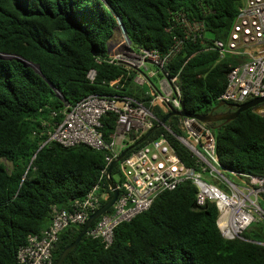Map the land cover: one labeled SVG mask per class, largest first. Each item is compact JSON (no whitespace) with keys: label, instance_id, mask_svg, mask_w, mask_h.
I'll use <instances>...</instances> for the list:
<instances>
[{"label":"trees","instance_id":"obj_1","mask_svg":"<svg viewBox=\"0 0 264 264\" xmlns=\"http://www.w3.org/2000/svg\"><path fill=\"white\" fill-rule=\"evenodd\" d=\"M241 4L242 0H0V53L14 56L0 58V159L9 163L0 161V264H18L19 247L30 234L49 226L53 206L70 210L73 200L84 197L98 180L106 156L112 155L108 149L82 144L42 145L66 104L88 94L129 96L151 112L153 126L173 108L170 102H151L147 86L134 81L135 69L109 62L117 18L134 48L162 56L173 36L183 40L163 71L176 76L185 110L207 115L219 103L227 74L241 57L221 55L206 45L226 40ZM193 22L203 24L201 36L193 38L190 32L185 37L187 24ZM16 57L38 65L40 72ZM90 69L96 73L93 81L87 77ZM155 71L162 76L157 67ZM225 109L220 106L214 113ZM182 118L170 116L145 142L164 134L192 166L196 157L174 136L186 135ZM115 124V113L102 116L106 143L111 142ZM206 126L215 136L221 168L264 174V117L248 108L230 121ZM117 166L111 171L113 181ZM106 182L104 177L109 197ZM195 193L190 181L159 193L147 210L116 226L109 247L85 234L62 264H264V223H250L242 239H226L216 224L215 203L208 200L194 208ZM258 201L264 210L263 193ZM82 225L70 224L59 233L52 264Z\"/></svg>","mask_w":264,"mask_h":264},{"label":"built area","instance_id":"obj_2","mask_svg":"<svg viewBox=\"0 0 264 264\" xmlns=\"http://www.w3.org/2000/svg\"><path fill=\"white\" fill-rule=\"evenodd\" d=\"M202 29L200 22L188 23L185 37L190 32L193 38L201 36ZM173 40L172 46L161 56L155 50L134 48L122 34V38L114 43L113 50L109 46V62L123 63L135 69L134 81L147 86L151 102L166 101L173 108L180 109L181 93L175 83L176 76H168L163 71V64L183 42L176 36ZM206 46L217 49L221 55L241 57L240 63L227 74L226 87L219 100L242 103L264 97V0H242L226 40L216 39ZM148 64H153L162 73L158 87L150 80L156 71L149 74ZM95 74V70L90 69L88 79L93 81ZM252 109L264 117V101ZM107 112L116 114L110 143L105 142L100 129L101 118ZM60 114L61 118L50 124L52 128L47 131V139L42 145L47 142L63 147L82 144L96 150L108 149L112 155L106 156V165L101 169L98 180L84 197L73 200L70 210L53 206L49 226L39 234H30L26 244L19 247L16 255L18 264H52L51 252L59 233L70 224H84L89 214L100 207L102 199L110 197L109 185L106 182L108 197L103 184L108 165L122 149L153 126L154 118L142 103L132 97L98 94H88L73 105L66 104ZM56 115L52 112L53 117ZM181 124L186 135L174 136L196 157L195 165H186L164 134L145 140L117 163L119 180L114 182L118 195L110 208L94 220L86 231L87 235L100 239L104 247H109L118 224L147 210L159 193L173 190L185 181L196 187L197 206L208 200L215 203L218 210L216 224L224 238L242 239L241 234L250 223L256 220L264 223V210L258 201L259 195L264 194V174L224 168L225 173L221 172L211 128L200 124L194 117H183Z\"/></svg>","mask_w":264,"mask_h":264},{"label":"water","instance_id":"obj_3","mask_svg":"<svg viewBox=\"0 0 264 264\" xmlns=\"http://www.w3.org/2000/svg\"><path fill=\"white\" fill-rule=\"evenodd\" d=\"M117 19H118L117 20L118 21L117 29H121L124 32L123 24H122L121 20L119 18H117ZM124 34H125V32H124ZM13 57L14 56L9 55V54H1L0 53V58L10 59V58H13ZM16 58L18 60L22 61L25 65L32 66V67H34L36 69V71L40 72L38 65H35V64L31 63V62H27L24 59H22L21 57H16ZM262 101H264V97H257V98H254L252 100H249V101H246V102H243V103H238V104L237 103H227L225 101H219V103L216 106H214L212 108V110L207 115L188 113L185 110L183 103L181 104L180 109L171 108L170 111L164 117L159 119V121L156 123V125L152 126L137 141H135L134 143H132L129 146L125 147L119 153V155L110 162V164L107 167V171H106V181H107V184L110 187L111 196L109 197V199L107 201H105V203H103L100 207H98L94 212H92L89 215V217L86 219V221L82 225L77 237L61 251V253L58 255V257L56 258V260L54 261L53 264H62L63 260L67 256V254L73 248H75L77 243L86 234V231L92 225L94 220L97 219L102 213L107 211L110 208V206L113 204V202L115 201V199H116V197L118 195V189H117V184L111 180V170L115 166V164L118 163L119 160L122 157H124V155L128 151H130L134 147L138 146L139 144L143 143L156 128H158L160 126H163L167 118H169L170 116H173V115L181 116V117H194L198 122H200V124L201 123L202 124H207V123H210V122L220 121V120L230 121V120L234 119L238 115L239 112H241L243 110H246L248 108H251V107L255 106L256 104H258V103H260ZM223 105H226L229 108L234 107L235 110L228 111V112H219V113H214L213 112L218 107L223 106ZM193 207L197 208L198 206L194 203Z\"/></svg>","mask_w":264,"mask_h":264},{"label":"rangeland","instance_id":"obj_4","mask_svg":"<svg viewBox=\"0 0 264 264\" xmlns=\"http://www.w3.org/2000/svg\"><path fill=\"white\" fill-rule=\"evenodd\" d=\"M122 30L120 29H117L116 32H115V35L114 37L112 38V40L110 41V49L113 50L114 48V43L119 41L121 38H122ZM148 71H149V74L154 72L155 73V66L153 64H148ZM160 77L158 74L154 75V77L152 78V81L153 83L155 84L156 87H158L159 85V81H160ZM0 161H2L3 163L6 164V166H9V163L5 160V159H0ZM221 169V172L225 173V171ZM227 174V173H226ZM228 177H232L230 174H227ZM113 179H115V181H118L119 180V174L117 173V170L115 171V173L113 174Z\"/></svg>","mask_w":264,"mask_h":264},{"label":"clouds","instance_id":"obj_5","mask_svg":"<svg viewBox=\"0 0 264 264\" xmlns=\"http://www.w3.org/2000/svg\"><path fill=\"white\" fill-rule=\"evenodd\" d=\"M239 7H240V6H239ZM238 10H239V8H238ZM237 14H238V13H237ZM236 16H237V15H236ZM235 18H236V17H235ZM234 21H235V20H234ZM120 30H121V29H120ZM122 33L124 34L123 31H122ZM124 35H125V34H124ZM125 36H126V35H125ZM250 100H252V99H250ZM220 101H224V100H220ZM248 101H249V100H248ZM225 102H227V101H225ZM245 102H246V101H245ZM262 102H263V101H262ZM229 103H233V102H229ZM242 103H243V102H242ZM181 104H182V103H181ZM237 104H238V103H237ZM256 105H257V104H256ZM256 105H255V106H256ZM253 107H254V106H253ZM251 108H252V107H251ZM174 109H175V108H174ZM254 112H255V111H254ZM204 125H206V124H204ZM131 144H132V143H131ZM129 145H130V144H129ZM129 145H128V146H129ZM122 150H123V149H122ZM125 155H126V154H125ZM116 164H117V163H116ZM116 164H115V165H116ZM112 169H113V168H112ZM111 171H112V170H111ZM113 182H114V181H113ZM110 196H111V195H110ZM108 199H109V198H108ZM108 199H107V200H108Z\"/></svg>","mask_w":264,"mask_h":264},{"label":"flooded vegetation","instance_id":"obj_6","mask_svg":"<svg viewBox=\"0 0 264 264\" xmlns=\"http://www.w3.org/2000/svg\"><path fill=\"white\" fill-rule=\"evenodd\" d=\"M225 107H227L226 105H224ZM234 107H231V108H229V107H227V109H225V110H223V111H220V112H228V111H233L234 109H233ZM215 111V110H214ZM213 111V112H214Z\"/></svg>","mask_w":264,"mask_h":264}]
</instances>
